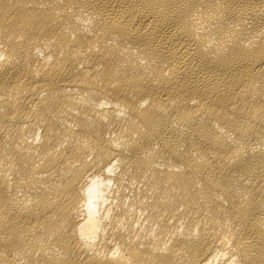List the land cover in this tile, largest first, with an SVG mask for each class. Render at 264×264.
<instances>
[{
  "label": "bare ground",
  "instance_id": "obj_1",
  "mask_svg": "<svg viewBox=\"0 0 264 264\" xmlns=\"http://www.w3.org/2000/svg\"><path fill=\"white\" fill-rule=\"evenodd\" d=\"M0 264H264V0H0Z\"/></svg>",
  "mask_w": 264,
  "mask_h": 264
}]
</instances>
